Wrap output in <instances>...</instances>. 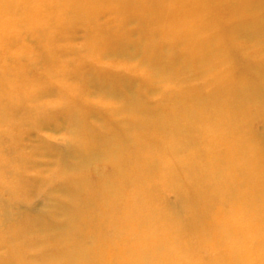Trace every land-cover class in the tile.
I'll use <instances>...</instances> for the list:
<instances>
[{"label": "rangeland", "instance_id": "374dc122", "mask_svg": "<svg viewBox=\"0 0 264 264\" xmlns=\"http://www.w3.org/2000/svg\"><path fill=\"white\" fill-rule=\"evenodd\" d=\"M0 1V264H65L73 244L151 264L111 220L132 200L150 236L181 235V264L223 257L199 247L235 217L225 198L264 218V0ZM107 137L116 158L87 159Z\"/></svg>", "mask_w": 264, "mask_h": 264}, {"label": "bare ground", "instance_id": "6f19581e", "mask_svg": "<svg viewBox=\"0 0 264 264\" xmlns=\"http://www.w3.org/2000/svg\"><path fill=\"white\" fill-rule=\"evenodd\" d=\"M15 11H16L15 6L11 5L10 3H4L0 1V21L3 20L8 15H13ZM158 116L160 115L156 114L154 117H158ZM183 116L184 115L181 114L177 118L181 120ZM177 130L180 131V127H178ZM110 139L112 138L107 137V139L105 140L104 146H106V149L103 150L102 152H95L89 149L87 154H85V156H88L87 159H89L90 157L92 158L99 157L97 155H100V154L111 155V158L115 159L116 158L115 156H117L119 150L117 147V143L111 141ZM112 143H114L115 145L111 146ZM94 146H96V144H93V146L91 147H94ZM159 161L160 160L154 161L157 166L159 165ZM121 174H124L126 175V177H128L130 175L128 167H127V171L126 172L121 171ZM241 185L244 187V189L249 188L245 179L241 182ZM136 186H139L138 183L136 184ZM113 191H118V189L114 188ZM134 201L136 200H132L124 206L123 210L121 211L122 215H115V217L111 219V220H114L116 218L115 220L117 221L120 218L124 219L123 222H121V220L119 222V224H122L121 226L123 227V231H124V225H126L127 231H129V229L133 230V227H134L137 229L138 237H143L141 241H137L136 248L135 249L133 248V250L135 251L137 250L136 252L138 254L139 252H141V246L143 245L145 250H149L148 252L151 253L153 251V254H154V256H152L153 264H156L155 260L157 258L160 259V257L165 259L164 263L166 264H178V263L181 264V260H179L180 256L178 253H176L177 250L182 249L181 245L178 244V242L181 241L182 239L181 235L176 234V233L170 234L169 232L165 230L164 222L160 221L161 223L160 225L162 227V230L160 232L162 233V235L161 237H159L160 238L159 242H156L153 237L158 238L157 234H160V232H158L157 234H152L150 236V233L146 231L147 226H145V224H147L148 222L146 221L138 222L137 221L139 217L141 220L143 221L145 220V218L147 217V214L149 213L148 210H147V213L145 212V210L148 209V207H145L144 204L137 203L138 201L136 202ZM245 201L235 200V199L226 200V198L224 199V204H227V203L233 204V207L235 208V211H234L235 217L234 218L232 217L231 221L229 219H225L222 217L220 218L215 217L216 218L215 220L208 222L210 225L214 226V227H210L208 230L206 229L211 236L204 235L203 240L206 239L207 245H203L199 247V249H204V250L207 248H210L213 252H215V254H217L215 257L217 256H223V257L216 261L213 259L211 263H208V261H204V262L196 263V264H264V240L262 239V237L260 238V235L261 236L264 235V218L262 217L260 219L259 217L260 213L258 211H254L249 214L247 207L249 206L253 207V206H252V203H250V201L249 202L248 201L245 202ZM91 203L92 204H81V205L82 207H88L91 205L96 206L98 204L92 201ZM224 204L222 203V205L225 207ZM222 205H219V206H222ZM247 214L249 215V217ZM155 216L156 218H158L159 214L155 213ZM66 218L67 220H69L68 216H66ZM131 220L133 221L135 220L134 225L133 223H131ZM246 221H247V224L245 227L247 228L245 230L235 232V234L239 236L238 238H240V240L242 241L241 244L233 245V243L230 242L232 238H230L229 236H227L228 234H226L227 233L226 226L235 224L236 222L241 223V222H246ZM114 225L116 224L114 223ZM142 230H143V234L141 232ZM252 232H254L256 235L253 237L249 245L245 241H247V239L249 238V233L251 234ZM145 234H148V236H146ZM61 236L63 238H67V235L62 234ZM171 240L177 241V244L170 243ZM72 246H73L72 249H74L73 254L69 256L68 255L64 256V258L68 257L66 259L67 262L65 264H111L115 260L119 259L118 256H113L115 255L114 253H109L107 250H104L99 246V252L93 254V256L91 253V258L88 257L87 259L82 260L80 258L82 257V255L81 253H79V247L75 244H73ZM102 247L108 250L112 249L111 244L102 245ZM118 254L119 253L117 252V255ZM154 257H155V260H154ZM183 257H182L183 264H194V263L186 262ZM140 259H141V255H138V257L135 258V262L133 261L134 262L133 264H141ZM120 260L128 261L126 257H121Z\"/></svg>", "mask_w": 264, "mask_h": 264}]
</instances>
